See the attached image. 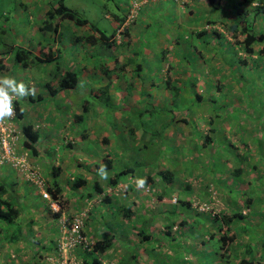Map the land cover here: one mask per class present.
<instances>
[{
    "label": "crops",
    "instance_id": "obj_1",
    "mask_svg": "<svg viewBox=\"0 0 264 264\" xmlns=\"http://www.w3.org/2000/svg\"><path fill=\"white\" fill-rule=\"evenodd\" d=\"M164 1L168 2L166 3ZM164 1L161 2H164V6H162L161 9L167 10V12L172 9L174 16V23L171 25V29L175 30V34L171 35L170 33H166V36H169L165 38V40L171 39V37L173 40L175 39V42H172V44H165L162 42V35L158 36L160 39L158 42H149L146 40L139 41L132 35V32H129L130 39L127 38L128 35H126V37L124 35L123 39L116 40L114 37V39H110L107 42H98L94 46H91L82 38H76V36H82L83 32L91 33L92 27L78 26L79 28H76L74 23L70 21L72 23L70 25H73V27L68 28L66 20H62L57 32L51 35L53 37L52 41L46 39L47 31L39 30L42 26V22L37 19V17L40 18L44 16L51 5L55 6V3H51L50 0H24L22 2H26V4L22 7L26 10V13H28L25 24L28 25V29L30 28L32 34H38L40 32V36L35 37L36 43L33 44L26 40L29 36V30L25 32L20 31L19 40H21V42H17L16 47L28 50L33 55L43 58L42 53H47V49L40 51L38 46H49L53 53L58 56L55 61L60 64L63 71L73 69L78 72L79 82L74 89L58 91L52 95L47 88L40 85L50 78V68L47 73L41 75L36 73L35 75L38 77H34L32 72L33 65L30 69H22L13 61L9 63V65H11V70H0V76L8 74L13 75L18 80H23L25 83H29L30 87L34 86L36 89L35 95H31L24 99H18V101L21 102L20 105L24 111V116L14 121L19 125V130L22 125L24 126L27 124L32 125L34 130H41L40 140L33 145L36 149V153L31 155V151H29V166L35 169V171L40 174L41 178L44 179L45 187L55 189L57 187L55 184L61 185V195L65 199L66 213L68 215H77L81 209L83 210V208L86 207L85 201L88 197L84 193H87L89 190L93 193L96 181L101 187L105 188L108 186L107 180H102L98 175L97 170L101 164L110 166L107 167L109 175L116 174L118 171L123 169L126 170L130 167L135 169L134 165L140 164V176H134L129 173L124 177V180H121L123 183H127L128 190H124L118 196H111L105 202L93 204L85 219V226L89 223L92 224L91 228L88 227L89 234L85 232L88 238L97 240L109 236L113 237L112 246L102 255L104 259L111 260L114 255L118 258H125L127 254L129 256L134 254L136 260L129 261L127 259L129 262H127V264H207V262H205L208 260L207 258H210V264H228L227 261L221 257V253L224 252L223 250L226 247L221 246V236L228 232L229 229L235 230L236 227L245 222L251 223V227L256 226L258 223H260V225L264 224V210H262L260 215L255 213L249 215V210L244 208V201H239V203H237L233 198H230V192L224 195V191L217 192L216 189H213L211 187L213 185L212 183H210L209 187L204 184L203 177H206V180H209V177L212 176L215 178L216 175H223L221 177H225L228 172L225 170L232 169L233 166L225 169L221 173L216 170L209 171V169H204V167L199 168V166L188 171L178 172L181 174V178L168 182L169 186H174V188H176L175 191L170 190L171 195L177 192L178 201L176 202H172V198L169 199L171 195L167 193V190L163 189L161 191L163 192L161 198L158 197L157 192L155 194V191L159 190V183H161L160 176L156 173L163 169H173L171 167L173 162L171 163L169 158L165 162L161 157L163 147L166 146L167 148L169 146V148H171L169 143H172V140L170 137H176L175 139L172 138L176 143H178L177 137L179 133H181V139L186 142L196 143L199 142L198 140L201 139L202 136L204 138L203 131L199 128V124L193 119L191 107L178 112V116L182 113L180 117H175L173 121H170L167 130L172 129L173 131L170 133H167V130L165 131V136L170 140V142L167 144L165 143V145H163L161 139L159 140V136L151 135L153 133L149 131L136 132V139L139 143L142 144L143 140L147 143V139H149V142L158 143L159 156H157L153 162L145 160V162L132 163L130 151H124V147L118 146V144L120 146L126 145L125 141L118 138L112 128L116 123L122 126L129 121H137L136 118H138V112L140 110L149 113L150 110H155L157 107L167 108V103L170 99L167 90L162 87V81L166 79L168 71L163 59H158V55H156L160 54L161 56V52L166 47L169 48L168 55H174L169 57L170 61L177 65V69L180 67V71L171 72L172 77L183 80L184 84H182L184 90H189V93H192L193 90L189 83V79L197 78V76L192 74L193 71L197 72L195 70L198 68L196 67L198 65L194 64L195 58H193L196 54L190 51L188 42H186V46L183 49L184 53L180 50L181 53L179 56L177 54V49L182 45L183 38L185 41L190 38V27L193 28V31H196L194 29H200L203 27V24L206 23L203 14L209 13L212 9L216 10L215 6L218 5V10L221 11L222 15L219 19H216V22L225 27V25L227 26L233 22L239 21L240 17L238 13H235L239 7H243L246 10V15H249V10H254V8L263 4L264 0H252L251 2H246L245 0H215L213 3H210L209 0H186L185 2L181 0ZM187 1H192L190 2L192 5L190 6V3H187ZM19 10L22 14L25 13L21 10L20 4ZM126 10H128V8ZM178 14L181 15L180 21H178ZM185 15L186 17H183ZM107 17L111 20V24L114 27L113 31L118 30L121 24L119 22L120 19L115 17L114 13L112 15L110 13L107 14ZM89 24L95 26L90 21ZM19 25L22 26L23 24L21 23ZM254 29L262 32L257 24V18L254 22ZM186 30H189V33L186 32L183 36L177 33ZM48 36L49 34H47V38ZM225 36L227 37V35ZM226 39V47H228L229 44L235 46L230 42L231 40L229 37ZM179 41L181 42L180 44L178 43ZM106 43H110V45ZM218 43L221 44V42ZM153 45L156 48L154 51L151 50ZM134 46L138 47L136 52L132 50ZM210 47L215 48V46ZM217 47L220 49L222 44ZM1 51H3L2 48H0V52ZM141 51L144 55L143 60L135 59V55L131 56ZM3 52L5 53V51ZM12 54L13 49H11V52H7L5 60L10 59ZM185 58L191 59L194 70L186 66H191V63H187ZM182 59H185L186 65L185 62H182ZM156 60H160V65H158L157 62H152ZM223 61L226 62L224 59ZM144 62H148V65ZM230 62L234 65L236 64L231 60ZM97 64L99 66H97ZM183 65L184 67L181 68ZM199 66V68L202 69L203 65L199 64ZM226 68L231 70L228 62H226L225 69ZM223 71L221 77H225L227 74L230 75L229 71ZM127 79H131L132 83L131 81L128 83ZM53 84H56V81H54ZM102 91H105V94L111 97V104L109 105L103 100L99 101V98L96 97L98 99L92 101L91 104L88 105V110L84 114V119L81 124L91 130L89 134L87 131L85 132L86 134H84L83 131L79 129L77 116L83 113V104L87 94L89 92L92 94L95 92L99 94ZM191 96L192 95L188 97L191 98ZM163 101L167 103L165 104ZM85 106L87 107L86 104ZM213 107L215 106L213 105ZM124 111L130 113L124 114ZM134 111L138 112L135 113ZM131 112H134L136 116L130 117V115H133ZM183 114L185 115L183 116L184 119L182 118ZM179 119L185 123V125H183L185 128L179 126L182 124L177 122ZM112 121L114 122L112 123ZM35 126H38V128L36 129ZM201 126L203 127V125ZM219 126L222 125L219 124ZM193 127H195L198 135L193 133ZM229 127L230 126L227 125L226 129L224 128V132L229 130ZM233 127L235 126L233 125ZM236 127H238V125ZM92 128L99 129L98 135L94 134V129ZM63 134L68 135L66 136ZM20 137L17 148L18 153L26 150L24 145L25 136L21 133ZM257 140H259V138ZM136 146L138 147L139 144H136ZM246 149L249 150L250 148L246 147ZM173 150L174 149H167L163 153L167 154L169 157ZM58 151L60 155L56 153ZM135 151L139 154L142 153L141 149ZM188 152L189 157H193L191 147ZM252 152L257 153L256 149H252ZM104 158H106V161H104ZM257 158L258 156L255 155V159ZM160 160L161 162L159 163ZM42 170L47 174H42ZM208 172H211V175L207 174L205 176ZM149 174L154 178V183L157 185H155V187L154 185L151 186L152 184L149 183L148 185L151 189L148 191H146L145 188L144 190L138 189L135 185L128 182V178L131 175L135 178H140L146 177ZM75 175L84 177L86 179V185L77 189H72L71 183ZM191 178L192 182H190ZM19 179L29 186H18ZM196 179L200 182L194 183ZM0 180L11 184V187H9L10 192L16 196L19 201H21L22 196L25 198V195H28V198L24 200L22 204L24 206V202L30 200L28 205L30 206L31 214L29 216L33 218L34 223H44L45 227L47 224H51V226L44 231V234L41 232L43 231L42 228L36 229L38 228L37 223L35 224L36 228L32 227L36 236L34 238L39 241L35 247H31L30 245V248H26V244L21 242L16 246L10 244L8 246V251L0 248V264H12V261L9 259V256H11L10 251L16 250L17 247H21V253L23 255L25 254L26 260L34 256L41 259L46 255L55 254L56 240L61 237L62 234L58 230V223H56L54 216H51L47 209L46 201L40 196V188L27 182L23 174L19 173L17 169L7 162H3L0 165ZM228 180L231 183H227L229 186H225V188L231 191L230 186H232V181L234 180ZM241 187L246 188L247 186ZM31 188H34V190H31ZM152 188H154L153 192L150 191ZM34 193L38 196H35ZM98 194L96 193L89 198L94 199ZM101 195L102 192L99 198H101ZM35 198H38L39 201ZM201 198H204V201ZM41 202L43 205L40 206ZM193 202L207 204L211 209L204 212L202 211L204 215L197 216L201 212L197 210L194 206L196 203L194 204ZM155 206L158 207L157 211L149 210V208ZM257 206L259 205L257 204ZM126 207H129L133 212L129 217H125L124 212ZM238 210L243 214V220H239V218L234 215ZM144 215H148L146 219H148L149 216L154 218L149 226L150 231L154 232L152 234H150V232H143L142 235H140L134 230L136 232V234H134L136 237L135 239L132 236L130 237L131 233L124 238L125 230L119 231V227L128 225L130 228L133 226L134 229H140ZM34 216H37L36 220ZM109 217H111V220H109ZM199 220H202V222ZM112 221H115V223L117 222V226L120 224L117 230L112 227ZM196 229H198V231ZM259 232L258 230L256 232L257 234L255 233L256 237H254L253 240H251L253 235L250 237L247 233L246 235H242L241 233L237 234L232 247H234L242 257H252L254 259L263 257L264 253L260 252V250L264 249V231L260 233V235ZM119 237L122 239L120 240ZM115 243H117L116 246ZM228 245L231 246L230 243ZM117 246L120 248V252ZM180 252H182V256ZM211 254L212 256H210ZM25 259L24 261L26 262ZM34 261L38 260L35 259ZM123 261L124 260H122V262Z\"/></svg>",
    "mask_w": 264,
    "mask_h": 264
},
{
    "label": "rangeland",
    "instance_id": "obj_2",
    "mask_svg": "<svg viewBox=\"0 0 264 264\" xmlns=\"http://www.w3.org/2000/svg\"><path fill=\"white\" fill-rule=\"evenodd\" d=\"M22 1L24 0H0V40L2 41L3 45L9 44L12 47L14 46L16 48L17 42H21V40H19L20 31L25 32L29 30L28 31L29 36L28 38H26V40L30 41L33 44L36 43L35 37L40 36V32L38 34H32V32H30V28L28 29V25L25 24L26 19L28 18V15H27L28 13H26V10L22 7L24 4H26V2H22ZM144 1L146 2L144 3ZM164 2L167 3L168 1H164ZM190 2L192 1H187V3H190ZM64 3L71 9L78 12L80 16L88 19L93 25L103 30L106 35H109L110 33H112L113 28H114L113 25L111 24V20H109V18L107 17V13L108 14L109 13L110 14L111 13H114V14L127 13L128 20L126 21L125 24L127 25L125 26H128V27L130 26L129 32L130 33L132 32V35L136 37V39H138L139 41L146 40L149 42L150 41L158 42V40H160L158 36L162 35V38H161L162 42H164L165 44H172V38L171 39L169 38L166 40L165 38L169 36V35L166 36V33L167 34L170 33L171 35L175 33V31L171 29V25H173L174 23L173 11L171 9V10H168L167 12V10L161 9L162 6H164L163 3L153 4L151 0H64ZM19 4H20L21 10L25 12L24 14L20 12ZM180 4H183V3H180ZM191 5L192 4L190 3V6ZM118 6H119V10H118ZM127 8L128 10H126ZM249 13H250L249 14L250 18L253 19L255 17L254 11L249 10ZM221 15H222L221 11L214 10V9H212L209 13L203 14L204 17H207L213 20L219 19ZM177 17H178V21H180L181 15L178 14ZM183 17H186V15ZM21 23L23 24L22 26L19 25ZM66 23L68 24L67 26L68 28L73 27V25H70L72 24L70 21H66ZM257 24L259 25L261 31L264 32V12H261L260 14H258ZM75 27L79 28L78 26H75ZM190 29L191 31H193L192 27H190ZM194 30H196L197 32L201 30H205L206 32H208L209 37L203 34L201 35V39L204 38L205 40L208 41L209 47L215 46V48H209L205 44H203L202 42L196 39L192 41L193 45L196 46L201 52H204L205 50L208 51V53L204 52L208 56L215 55V54L216 56H218L220 53H224L226 57H229V60L227 62L232 69V73L233 72L234 73L230 76L227 74L229 78H225V79L222 78L221 75L224 72L223 70H225V72L229 71V69L227 68L225 69L226 63L223 62V59L225 60L226 57L223 59L219 57L208 58L207 64H209L210 72L213 71V69H215L214 72H211L212 74H209V71H207L208 70L207 64L203 65L202 69H200L199 66H196L198 67L197 70H195L197 72H194V71L192 72L193 75L197 76V80L194 83V91L196 93L201 94L203 100L198 101L193 96L191 100L185 97L187 98V100H181L178 104L180 108H174V107L172 108V106H170V108L174 111H178V109H185V108L191 107V113L193 114V119L199 124V128L203 131V135L209 134L210 136H212L214 140L213 142L214 147L213 149H211V147L208 145L203 146L205 144V141L202 136L201 139L198 140L199 142H196V144L193 143V148H191L193 157H189L188 151L191 147L189 146L190 142H186L185 140L183 141V139H181V133H179L177 137L178 143L173 141L172 139L174 138L173 136L170 137V139L172 140V143H169L171 148H169V146L167 148L166 146L163 147L161 157L165 160V162L169 158V161L171 163L172 162L174 163V164L173 163L171 164V167L173 169H169V170L175 171L173 175L175 178H177V180L181 178V174H179L178 172L188 171L198 166L199 168L200 167H204V169L207 168L209 169V171L216 170L220 173L223 172L225 169L230 168L233 165V163H235L236 156L231 150V147L229 146V141H231L233 144H237L240 148L239 151L241 150L243 154L246 152L251 153L250 156L253 157V159H255V153L252 152V149H256L258 153H261V155L264 156V56L261 57L259 62L254 63L252 67H250L248 64L244 65L243 63L241 64L236 63L235 64L237 66L236 67L232 62H230V60L232 61V59L236 58V56H241V58L245 59V58H248V54L245 53L242 46H240L241 47L240 48L239 45H235L237 48H239V54L235 50H233L232 45L230 44L228 45V49L226 50V45H227V42L225 41L227 40L226 38L227 37L231 38L230 42L232 44H235V40H233L234 38L232 39L231 35H229L225 31L224 26H222L220 23H215L214 25L213 24L208 25L205 23L203 24L202 28L194 29ZM213 30H218L219 32L225 35L227 34V37L219 40L216 38L217 36L212 33ZM186 32L189 33V30L183 31L181 33L180 32H177V33L183 36L184 33ZM47 34H49L48 38H47ZM52 34H53L52 32L47 31L46 39H48L49 41H52L53 39V37L51 36ZM127 38L130 39L129 34ZM182 40H183L182 45L178 47L181 51H183V49L186 46V42L189 43L190 39H187L185 41V39L183 38ZM218 42H221L222 44V47L220 49L217 47L221 45ZM261 45H262L261 43H259L258 45L254 44L253 47H255V49L256 48L258 49L259 46ZM5 47L8 48L9 46L5 45ZM137 48L138 47L134 46L132 50L136 52ZM166 48L169 50L168 47ZM155 49L156 48L153 45L151 47V50L154 51ZM13 54H12V59H13ZM134 55L136 56L135 59H138V60L144 59V55L142 54V51L137 52L136 54H133L131 56H134ZM156 55H159V54H156ZM193 58H195V62H196V55ZM162 59L165 65L170 60L168 55L167 57L162 58ZM182 60L185 61V59H182ZM152 62H157V64L160 65V60H156ZM9 63H10V60H4V64L8 68V70L6 71L11 70V65H9ZM144 63H147L148 65V62H144ZM97 66L99 65L97 64ZM49 68H50V73L51 74L54 73V70H55L54 64H43L41 66L33 65L32 72H33L34 77H38L37 75H35L36 73L39 75L47 73V71H49ZM191 69L194 70L192 64H191ZM169 74H171V71H168L166 76H168ZM207 78L209 79L207 80ZM182 83L184 84L183 80H182ZM216 85H221L223 86V88L218 89L219 90L218 91L215 88ZM187 91L183 92L185 96H190L194 94V92L189 93V90ZM214 99H215V103H213ZM166 103L167 102H165V104ZM212 105H214L215 107H213ZM180 114L179 116L178 114H176V117H180ZM156 115H159V116L162 115V116L170 118L172 116V112L160 111L159 114H155L154 116L156 117ZM183 116L185 115L183 114L182 118ZM241 117H244V118H241ZM136 120H137L136 121L137 123L135 124V127L139 126V131L141 132L142 127L140 126L144 125L146 127L145 121H141L143 119L139 120V118H136ZM177 122L182 123L179 126L185 125V123L181 119L177 120ZM162 123L164 122L162 121ZM248 123L252 125H249ZM7 124L8 122H6V125ZM219 124H221L222 126H219ZM201 125H203V127ZM227 125L230 126L229 130L224 132V128L226 129ZM233 125L235 127H233ZM237 125L238 127H236ZM9 126L11 127L12 131L16 130L12 132L13 137L10 136V142H9L10 146L11 144L14 146V151L16 152L18 148L19 139L21 138L20 137L21 134L19 133V130H17L16 123L15 125L10 123ZM8 127H4V128H8ZM148 127L154 128L155 131L161 130L160 131L161 135H162V132L166 130L165 126L161 128V126L158 127V124L153 127L151 125H148L147 128ZM93 129H94L93 131L96 132V134L99 133L98 128H93ZM213 130L214 131L216 130V131L214 132ZM172 131H173L172 129H169L167 130V133H170ZM195 132H196V129L195 127H193V133L198 135V133L197 132L195 133ZM39 133L41 134L40 129H39ZM63 135L67 136L68 134H63ZM185 136H186V132H185ZM239 138L243 140H240ZM258 138L259 140H257ZM147 141L149 142V139H147ZM245 141L247 142L250 148L249 150L243 148L242 143ZM162 142H163V145H165V143L167 144L168 142H170V140H168L166 136H162ZM142 144H140L141 147H142ZM167 149L168 150L174 149L173 150L174 153L172 152L169 157L167 156V154L163 153ZM158 151H159L158 143L152 142V143H148L147 149L143 148L141 150L142 152L141 154L137 153V151H130L129 153L131 155L132 163H140V162H145V160L149 162H153L154 159L157 156H159ZM220 151H222V154ZM198 152H201V153H198ZM56 153L60 155L59 151ZM206 154H209V155H206ZM232 157H233V161H232ZM160 162L161 160L159 161V163ZM259 166L260 164L258 165V167ZM134 167H135V171H134L135 175L140 176L141 175L140 164L138 165L135 164ZM261 167L262 168L260 170H258V168L251 169L248 175L246 176L247 180L245 178L242 179L241 177L242 180L238 181V178H236V180L232 181V186H230L231 191L225 188V186H229L227 185V183L229 184L231 182L225 177H221L223 175L221 176L216 175L215 178H213V176L209 177L210 178L209 180H206L207 178L203 177L204 184L207 185V187H209L210 183H212L213 185L211 187L213 189H216L217 192L224 191L223 193L224 195L227 192H230L229 194L230 198H233L234 201H236L237 203H239V201H242V202L245 201L248 196L249 197L254 196L255 198L253 197V199L258 200L259 202L263 203V206H264V190L261 188V186H264V165ZM210 173L211 172L206 173L205 176L207 174L211 175ZM42 174L46 175L47 173L42 170ZM190 180H191L190 182H192V178ZM198 182L200 181L197 179L194 180V183H198ZM4 183L6 184V186H8V188L11 187V184H8V182H4ZM18 186H29V185H27L26 183H23L19 179ZM241 186H247V187L243 188ZM257 186H260L257 188L258 190L251 192L252 190L251 188L255 190ZM158 188L159 190H157V194L160 193L164 189V190H167V193L171 195L170 190H173V191L176 190L174 186H169V183L166 184L165 182H161ZM31 190H34V188H31ZM125 190H128V187L125 188ZM121 192L123 191L121 190L119 194H121ZM130 192H131V188H130ZM247 194L249 195L247 196ZM34 195L38 196L35 193ZM175 197L177 201L178 200L177 192H174L170 196L169 199L171 198L173 199ZM27 198H28L27 194L25 195V198L22 196L20 203H23V201L26 200ZM35 199L39 201L38 198H35ZM201 199L204 201V198H201ZM29 201L24 202V206H23L26 217H28L31 214L30 206L28 205ZM62 202H63V207H65V202L64 201ZM193 203L195 204L196 202H193ZM41 205H43L42 202L40 206ZM91 205L92 204L86 205L85 210L88 211L89 209H91L92 208ZM194 206L197 208V210H199V212H201L197 216L204 215L202 211L204 212L205 210L200 209L199 205L198 206L194 205ZM149 210L157 211L158 207L155 206L153 208H149ZM82 211L83 210L81 209V212ZM186 213L192 215L189 212H186ZM87 214H89V211L87 212ZM36 217L37 216H34L35 219ZM69 217H73V215ZM147 217L148 215L143 216L142 218L143 221H142V225L140 226V228L143 229L145 233L150 232V234H152L154 231H150L149 226H150L151 221L154 218L149 216V218L146 219ZM66 219H67V215H66ZM71 220L72 218L68 219L69 222ZM109 220H111V217H109ZM84 221H83V225L85 224ZM199 221L202 222V220H199ZM112 223H113L112 227L117 230L120 224L117 226L116 225L118 224L117 222L115 223V221H112ZM37 224H38L37 227L43 229V231H41L43 234H44V231L48 227L51 226L50 223L47 224L46 227L44 223H37ZM88 227L91 228L92 224L89 223L87 226L84 225V227H82V230L89 234ZM259 227H261L262 230L264 231V224L260 225ZM39 228H36V229H39ZM121 230H125L124 238L126 237V235L130 233H131L130 237L132 236L134 239L136 238L134 236V234H136V232L134 231L135 230L134 228L130 229L128 225H124L123 227L121 226L119 227V231ZM196 230L198 231V229ZM251 231L252 230L249 228V232ZM255 231H258V230H255ZM119 238L120 240L122 239L121 237ZM31 241L33 242V240ZM116 244L117 243H115V246ZM25 247L30 248V246L27 244L25 245ZM117 248L120 252V248L118 246ZM260 252L263 253L264 249L260 250ZM180 253L182 256V252ZM204 256H207V255H204ZM210 256H212V254ZM71 257L74 258V256H71ZM112 259L117 260L118 257L114 255ZM207 259L208 260L205 262H207V264H210V258H207ZM256 260H258V258ZM69 262L70 261L67 259L66 264H69Z\"/></svg>",
    "mask_w": 264,
    "mask_h": 264
},
{
    "label": "trees",
    "instance_id": "obj_3",
    "mask_svg": "<svg viewBox=\"0 0 264 264\" xmlns=\"http://www.w3.org/2000/svg\"><path fill=\"white\" fill-rule=\"evenodd\" d=\"M50 1H51V3L52 2L55 3V6L51 5L48 12L44 14V17L42 16V17L38 18L42 22L41 23L42 26L39 28V30L50 31L53 34H55L58 30L60 22L62 20H66V21L69 20L72 23H74L75 26H87L89 28L92 27L91 33L83 32L82 36H80V37L76 36V38H82L84 41L89 43L91 46H94L98 42H103V41L107 42L110 39L111 40L114 39L115 31H112V33H110L109 35H106L103 30L99 29L98 27L91 26L89 24V21L86 18H83L82 16H80V14L78 12L69 8L64 3V0H50ZM151 1L153 4H156V3L158 4L164 0H156V1L151 0ZM214 1L215 0H209L210 3H213ZM245 1L251 2L252 0H245ZM217 6H215L216 10H218V8H219ZM253 11H254L255 17L253 19H251L249 15H246V10L243 7H239L237 9V11L235 12V13H238V15L240 17L239 21L233 22L227 26L225 25V29H226L225 31L229 35H231L232 39L234 38L233 40H235L234 45H239V47L242 46L244 52L248 54V58L243 59V58H241V56H236V58L232 59V61L234 63H239V64L243 63L244 65L248 64L250 67H252L254 63L259 62L261 57L264 56V32H259L256 29H254L255 19L257 18L258 14H260L261 12H264V3L261 4L260 6H257L256 8H254ZM112 14L113 13H111V15ZM114 16L119 18L120 19L119 22L121 23V24L120 23L119 24L123 25V23L127 17V13H123V14L117 13V14H114ZM241 19H242V21H241ZM205 21H206V24H208V25L209 24L214 25L215 23H217L216 19L213 20V19H209L207 17H205ZM123 33L125 35H128V33H129V27L128 26L123 28ZM212 33L215 34L217 36L216 38L219 40L225 38V34L219 32L218 30H213ZM203 34L207 35L209 37L208 32H206L205 30H201L198 32L191 31V34H190V38H189L190 41L188 43V48L191 50V52L196 54V62L194 64H196L198 66H199V64L206 65L208 58H214V57L225 58L226 55L224 53L220 54V56L219 55L216 56V54L208 56L204 53V52L208 53V51L205 50L204 52H201V51H199V49L196 46L193 45L192 41L194 39H196V40L202 42L203 44H205L207 47H209L208 41L205 40L204 38L201 39V35H203ZM178 39H177V41H178ZM174 40L172 39V42H175ZM180 41L178 42L179 44L181 43ZM259 43H261L262 45L259 46L258 49L257 48L255 49V47H253L254 44L258 45ZM106 44L110 45V43H106ZM5 45L6 46L8 45L10 48L9 47L6 48ZM5 45H3L2 41L0 40V48H2L3 51H5V53L3 51L0 52V70L1 71L8 70L7 66L4 64V60H5L4 58L6 57L7 52L8 51L11 52V49H13V53H14L13 59H11L12 58L11 57L10 59H7V60H10V61L12 60L16 65H19L22 69H30V67H32V65H40L41 66V64H43V63H50V64L52 63L55 65L54 73H52V74L50 73V78L47 79V81L45 83L40 84L44 88H47L49 90L50 94L54 95L58 91H63V90H67V89H74L77 86V84L79 82L78 72L73 70V69H68L66 71H63L60 67V64L55 61L58 58V56L53 53V51L50 49L49 46H46V45L38 46V49H40V51L43 49H47V53L46 52L42 53V56H43V58H42V57H38L36 55H33L28 50H24L22 48H17V47L15 48L14 46L12 47L9 44H5ZM209 48H211V47H209ZM232 48H233V50H235L239 54V48H237L236 46H233V45H232ZM227 49H228V47H226V50ZM177 50H178L177 54L179 56L181 51L179 48ZM168 52H169V50L167 48H165L161 52V56H160V54L158 55V59L167 57ZM171 55L174 56L173 54H170L168 56L171 57ZM186 60H187V63L193 64L191 62V59H186ZM228 60H229V57H226L225 61L227 62ZM182 62H185V65H186V61H182ZM168 65L169 66L167 67V71H171L172 73H174V71L175 72L178 71L180 68L178 66L179 68L177 69L176 68L177 65L172 63L170 60H169ZM207 65H208L207 71H209V74H212L211 72H214L215 69H213V71L210 72L209 64H207ZM186 66L188 68H191V66H188V65H186ZM182 67H184V65L181 66V68ZM184 71H186V70H184ZM233 73H232V69L229 70L230 75H232ZM229 76H225L222 78H224V79L229 78ZM208 79L209 78H207V80ZM127 80H128V83L130 81L132 83L131 79H127ZM196 80H197V78L189 79V83L191 84V88L193 90L192 93L194 92V94L192 96L195 99H197L198 101H200V100L202 101L203 100L202 95L199 93H196L194 91V83L196 82ZM54 81H56V84H53ZM131 83H130V85H131ZM162 87L167 90L168 97L170 99L167 103L168 105H167L166 109L163 107L162 108L157 107L155 110H150L149 113H146L142 110H140L139 112L137 111L138 115H139L138 116L139 120L143 119L141 121H145V124H146V127L144 125L140 126V127H142V131H149L150 133H153L151 135L160 136L159 140L160 139L162 140V136H165L164 133L168 129L170 121H173L174 118L176 117L175 114L176 113L178 114V112L183 111V109H178L179 111H174L170 108V106H172V108L173 107L174 108H180V106L178 105L179 102L181 100H187V98H190L188 96H185L183 93L185 90L183 88L182 80H180L176 77H172L171 74L166 76V79H163ZM215 88L218 90V89L223 88V86L216 85ZM192 96H191L190 100L192 99ZM96 97H98L99 99ZM185 97H187V98H185ZM96 99H98L99 101L103 100L105 103H108L109 105L111 104V97L106 95L105 91H102L99 94L96 92L94 94H92L91 92H89L87 94V96L85 97V100H84V104H83V107H84L83 113L81 115L77 116L78 117L77 122L79 123L78 124L79 129H81L84 134H86L85 133L86 131L88 132V134L90 133V129L81 124L83 122V119H84V114L88 110V105L91 104V102L95 101ZM213 103H215V99L213 100ZM20 104H21V102L18 100H16L14 102L15 119H21L24 116V111L22 110ZM85 104L87 105V107L85 106ZM160 111L172 112V116L169 118V117H165L162 115L161 116L156 115V117H155L154 115L159 114ZM134 112L137 113L136 111H134ZM134 112L133 113L131 112L133 115H130V117L136 116ZM126 113L129 114L130 112L124 111V114H126ZM148 114H151V115H148ZM162 121L164 123H162ZM113 122L114 121H112V123ZM136 123H137L136 121L135 122L129 121L128 123L123 124L122 126H121V124H117V123L115 124V126L113 125L112 129H114L115 135L118 138H121V140L125 141V143H126V145H124V146H120L118 144L119 147H124V151H135L137 149L142 150L143 148H145V149L148 148V142L145 143L143 141V144L146 146L142 145V147H141L140 146L141 143H139L138 140L136 139V132L139 131V126L135 127ZM157 124H158V126H161V128L164 126L166 127V130L164 129L165 131L162 132V135L160 133L161 130L155 131L154 128H150V127L147 128L148 125H151L153 127ZM111 127H112V124H111ZM21 131H22V134L25 136L24 145L26 147V151L28 152V154H29V151H31V153H30L31 155L36 153V149L33 145L38 143V141L40 140L41 134L39 133V131L34 130V127L32 125H28V124L24 125V126L22 125ZM94 134H96V132H94ZM96 135H98V134H96ZM83 136H85V135H83ZM239 139L243 140L241 138H239ZM204 141H205V144L203 146L208 145L211 147V149H213L214 140L209 134L204 135ZM149 143H152V142L150 141ZM136 144H139V146L137 147ZM194 144H196V143H194ZM242 145L245 149H246V147H249L246 141L243 142ZM189 146H191V148H193V142H190ZM189 146H187V147H189ZM229 146L231 147V150L233 151V153L236 156V158H235L236 161H235V163H233L232 166H234V167H232V169L225 170V171H228L227 174L225 175L226 179L236 180V178H238V181L242 180L244 178L246 179V176L248 175V173L251 169H257L258 168V170H260L262 168L261 166L264 165V156H262L261 153H258V152L255 153V155H257L258 158L253 159V157L250 156L251 153L246 152L243 154L241 152V150L239 151L240 148L237 144H233L231 141H229ZM151 151H153V150H151ZM220 152L222 154V151H220ZM104 161H106V158H104ZM232 161H233V157H232ZM259 164H260V166L258 167ZM107 167H110V166H107ZM134 170L135 169L130 167L126 170H124V169L120 170L116 174L109 175V178L107 180V185L108 186H116L117 184L122 182L121 180H124V177L129 173L136 176L134 173ZM174 172L175 171L163 169V170L158 171L156 174L158 176H160V182H165L166 184H168V182H171V181L177 179L173 175ZM241 177H242V179H241ZM146 178H147V184L151 183L152 184L151 186L157 185L154 183V178L150 174L147 175ZM85 185H86V179L84 177H82L81 175L80 176L75 175L73 177V180L71 183L72 189H77V188L85 186ZM159 185H160V183H159ZM55 186H57L55 189L49 188V191H50L53 199L57 198L60 200V198H63V196L61 195V187H60L61 185L55 184ZM258 187H260V186H257L255 190L253 188H251L252 189L251 192L258 190L257 189ZM261 188L264 190V186H261ZM94 189H95V190H93L94 194L101 193L105 190L104 187H101L100 185H98L97 181L95 182ZM156 192L157 191H155V193ZM93 193H92V191L90 192V190H89L87 193L85 192L84 194L88 197V199H92L89 197H92L94 195ZM162 194H163V192L158 193V197L161 198ZM248 195L249 194H247V196ZM253 197L254 196H252V197L248 196L247 197V199L244 201V207L249 210V212H248L249 215L253 214V213L260 215L262 210L264 209L263 203H261L257 200H254ZM108 198H110V197L104 196L103 199H100L99 201H95V203L105 202ZM257 204L259 206H257ZM48 211H49L51 216L52 215L54 216L56 223H57V218L60 217L61 211L52 213L49 208H48ZM124 213H125V217H129L133 212L131 211V209L129 207H126ZM234 215L237 216V218H239V220L240 219L243 220V218H242L243 214L241 213L240 210H238L236 213H234ZM232 217H234V216H232ZM232 217H231V219H232ZM26 219H27V221H26ZM36 223L37 222L34 223L32 217H30V216L26 217L22 203H20L18 198L10 192V189L8 188V186H6V184L1 181L0 182V248L8 251V246L10 244H13L16 246V245L20 244L21 242L25 243L29 246L31 245V247H35L39 241H37L36 238H34L36 236H35V231L33 230L32 227H34ZM107 225H108V223H107ZM141 225H142V223H141ZM57 226L59 228L58 224H57ZM251 226H252L251 223L245 222V223L240 224L238 227H236L235 230L229 229L228 232H226L224 235L221 236V238H220V242L222 244L221 246L222 247L226 246L223 250L224 252L221 253V257L223 259H225L228 264H264V260H263L264 256L258 258V260L254 259L252 257H245V256L242 257L238 253V251L234 247H232V244L235 241V236L237 234L241 233L242 235H246V233H247V234H249L250 237L253 235L251 237V240H253L257 234L256 233L257 231H255V230L260 231L259 235H260V233H263L262 228L259 227L260 223H258L254 227H251ZM82 227H84V225L81 224L80 234L83 237L85 236L87 239H90L87 237L85 232L82 230ZM131 228H134V227L132 226ZM249 228L254 232H252V231L249 232ZM135 230L140 235H142V233L144 232L143 229H141V228L135 229ZM24 233H25V235H24ZM30 239L33 240V242ZM112 241H113L112 236L104 237L103 239L99 238V239L94 241V243L90 249H88L87 248L88 246H87L81 252H79L81 250V248L79 246L75 245V246L68 249L69 258H73L71 256H74V258L76 256H78V258L81 261H83L85 264H100V260H99L100 253L101 254L105 253L112 246ZM229 243L231 244V246L228 245ZM16 250L10 251L11 256H9V259L12 261V264H39L40 261H42V259H43V258L39 259V258H36V256H34V257H30L26 260L25 254L23 255L21 253V250H22L21 247H17ZM24 259L26 260V262L24 261ZM35 259H37L38 261H34ZM127 259L129 261L130 260H136V256H134V254H131L130 256L127 254L125 256V258L120 257V258H118V260L111 259V261L115 262L114 264H127V262H128ZM122 260H124V261L122 262Z\"/></svg>",
    "mask_w": 264,
    "mask_h": 264
},
{
    "label": "clouds",
    "instance_id": "obj_4",
    "mask_svg": "<svg viewBox=\"0 0 264 264\" xmlns=\"http://www.w3.org/2000/svg\"><path fill=\"white\" fill-rule=\"evenodd\" d=\"M156 1V0H155ZM182 2H185V0H181ZM146 1H144V3H145ZM128 16V15H127ZM128 20V18L126 17V19H125V21H124V23H123V25H120V28L119 29H121L122 27L124 28V27H127V26H125V25H127V24H125L126 23V21ZM130 27V26H129ZM118 29V30H119ZM118 30H116L115 31V35H114V37H115V39L117 40H120V39H123L124 38V33H123V29L120 31V34L118 33ZM227 35V34H226ZM126 37V36H125ZM226 37V36H225ZM230 40H231V38H230ZM10 55V54H9ZM12 59V58H11ZM12 61V60H11ZM168 64H169V62L168 63H166V67H168ZM35 92H36V89H35V87L34 86H32V87H30L29 86V83H25V81H23V80H18L15 76H13V75H2V76H0V124H2L3 122L4 123H6V122H8V124L7 125H10V123L11 124H14L15 125V123H16V126H17V130H19V125L17 124V120L15 119V107H14V102L16 101V100H18V99H24V98H27V97H29V96H31V95H35ZM14 120H16V121H14ZM36 127V129L38 128V126H35ZM16 131V130H15ZM19 133L21 134L22 133V131H21V128H20V130H19ZM9 142H10V140H9ZM11 144V143H10ZM11 147H12V149H13V151H14V146L11 144ZM2 148H1V143H0V157H1V154H2ZM24 153H27V157H26V160H27V165L29 166V161H28V157H29V154H28V152L26 151V150H23L22 152H20V153H18V151H14V156L15 157H21V155H23ZM3 162H7V163H9L10 165H12L15 169H17L18 170V172L19 173H22L23 174V176H24V178L27 180V182H29L30 184H33V185H35V186H37L32 180H29L28 178H26V175H25V172H23L22 170H20V168H19V166L18 165H16L15 164V161H8V160H3V161H1L0 162V165L3 163ZM30 168H31V166H29ZM32 170H34L35 171V169H33V168H31ZM98 171V175H99V177L102 179V180H108V178H109V173H108V170H107V166L106 165H104V164H101V166L99 167V169L97 170ZM39 176H40V174L38 173V172H36ZM40 178H41V176H40ZM42 180H43V188H45L46 190H47V192L49 193V195H50V199L52 200V201H54V200H58V202H59V205H60V210H58V211H54L51 207H50V201H48V200H46V199H44L42 196V199L43 200H45L46 201V206H47V209L49 208L50 210H51V212L52 213H54V212H59V211H61V213H60V217L59 218H57V222H58V225H59V228H58V230L61 232V234H62V230H61V226H60V222H59V220H60V218L62 217V216H64V218H66V215H67V219H70V218H74V217H76V215H74L73 217H69V216H72V215H68L67 213H66V206L65 207H63V202L62 201H64L65 202V199L64 198H60V200L59 199H53L52 198V195H51V193H50V191H49V187H45V181H44V179L43 178H41ZM131 179H134L135 180V182H131L130 180ZM128 182L130 183V184H133V185H135L138 189H142V190H144V188H145V190L146 189H151V188H149V185L147 184V178L146 177H140V178H135L134 176H129V178H128ZM119 184H122L123 186H122V189H120L119 191H117V192H114L113 190L115 189V187H117ZM119 184H117L116 186H106L105 187V190L102 192V195H101V198H99V196H100V194L101 193H99V195H97V197L96 198H94V199H87L86 201H85V204L86 205H90V204H95V201H99L100 199H103V197L104 196H107V197H111V196H117L119 193H120V191L122 190V191H124L125 190V188H127L128 186H127V183H123V182H120ZM39 188H40V194H41V192H42V189H41V187L40 186H38ZM51 188V187H50ZM111 189L110 190V192H108L107 190L108 189ZM148 190H146V191H148ZM151 192H153L154 191V188H152V190H150ZM176 198V197H175ZM172 202H176V201H173V199H172ZM201 204H203V203H196V205L198 206H200ZM91 205V206H92ZM206 206L208 207V209H204L205 211H207V210H210L211 208H209V206L206 204ZM245 208V207H244ZM246 209V208H245ZM83 210H85V208H83ZM89 211V210H88ZM88 211H86V215L82 218V225H83V221H84V219H86L87 218V216H88V214H87V212ZM81 212V211H80ZM80 212H78L77 213V216H79V214H80ZM244 213H246V212H244ZM67 228H66V230H68V225L66 226ZM61 237H62V235H61ZM61 237H59L57 240H56V247H55V251H56V253L54 254V253H52V254H49V255H46V256H44L43 257V259H42V261H40V263H42V262H44L45 260H46V258L48 257H52V258H58L59 257V255H60V251L61 250H59V242H60V239H61ZM85 237V236H84ZM88 240H93V242L95 241L94 239H88ZM80 248H81V250L79 251V252H81L82 250H84V248H83V246H79ZM102 255L103 254H101L100 253V258H99V260H100V264H114L115 262H113V261H111V260H106V259H104L103 257H102ZM68 256H69V252H68ZM70 259H72V260H76V261H78L80 264H85L83 261H81L79 258H78V256H76L75 258H70Z\"/></svg>",
    "mask_w": 264,
    "mask_h": 264
},
{
    "label": "built area",
    "instance_id": "obj_5",
    "mask_svg": "<svg viewBox=\"0 0 264 264\" xmlns=\"http://www.w3.org/2000/svg\"><path fill=\"white\" fill-rule=\"evenodd\" d=\"M123 29V27L121 29L118 30V33L120 34V31ZM9 125H6V123L3 122V124H0V143H1V148L2 150V154L0 157V162L3 160H10V161H15V164L19 166L20 170H22L23 172H25L26 178H28L29 180H32L37 186H40L42 189L41 192V196L50 201V207L54 210V211H58L60 210V205L58 200H54L52 201L50 199V195L47 192V190L45 188H43V180L40 178V176L36 173V171L32 170L28 165H27V153H24L23 155H21V157H15L14 156V151L12 149V147L9 145V140H10V136L13 137L12 132H14L15 130H11V127ZM4 127H8V128H4ZM132 183L135 182L134 179L130 180ZM122 184H119L117 187H115V189L113 190L114 192L119 191L120 189H122ZM110 188L107 190L108 192H110ZM148 190V189H146ZM173 201H176V198H173ZM200 209L204 210V209H208V207L206 206V204H201L200 205ZM86 215V210H83L82 212H80L79 216L74 217L70 222L68 221V219L64 218V216H62L59 220L60 222V228L63 231L62 232V237L60 239L59 242V250H61L60 255L58 258H52V257H47L46 260L42 263L39 264H66V260L68 259L70 262L69 264H80L78 261L76 260H72L69 258L68 256V249L73 247V246H83V248L87 247L88 249L91 248V246L93 245V240H88L86 237H83L80 234V227L82 224V218ZM68 225V230H66V226ZM78 244V245H77Z\"/></svg>",
    "mask_w": 264,
    "mask_h": 264
}]
</instances>
